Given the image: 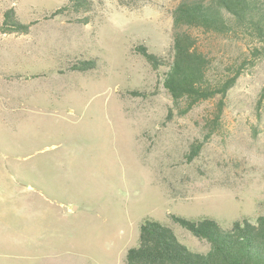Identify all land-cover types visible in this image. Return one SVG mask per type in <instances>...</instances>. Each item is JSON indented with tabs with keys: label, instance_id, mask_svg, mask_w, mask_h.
<instances>
[{
	"label": "rangeland",
	"instance_id": "374dc122",
	"mask_svg": "<svg viewBox=\"0 0 264 264\" xmlns=\"http://www.w3.org/2000/svg\"><path fill=\"white\" fill-rule=\"evenodd\" d=\"M65 1L0 0V17L12 7L34 22L26 34L0 33V264H125L146 216L205 251L170 214L229 225L264 213V60L237 79L214 121L218 97L184 111L163 87L166 67L133 51L170 59L179 0H91L87 24L48 17ZM195 33L220 62L247 51ZM82 58L95 68L67 69Z\"/></svg>",
	"mask_w": 264,
	"mask_h": 264
},
{
	"label": "trees",
	"instance_id": "16d2710c",
	"mask_svg": "<svg viewBox=\"0 0 264 264\" xmlns=\"http://www.w3.org/2000/svg\"><path fill=\"white\" fill-rule=\"evenodd\" d=\"M90 13L91 0H66L48 17L69 15L74 22L87 24ZM171 16L169 60L142 44L133 51L153 69L166 67L163 87L174 102L184 101V111L218 97L216 121L228 90L247 69L264 60V0H179ZM33 23L21 22L10 7L1 14L0 33L26 34ZM195 31L242 42L247 51L220 62L199 45ZM95 66V58H82L71 61L67 69L87 72ZM128 93L144 95L136 90ZM263 107L264 83L256 98V109ZM201 146L202 141L191 143L185 159H194ZM169 218L196 239L204 240L207 250L190 249L177 239L170 224L146 216L139 224L136 245L126 250L125 264H264V213L233 220L229 225L205 215L192 219L170 214Z\"/></svg>",
	"mask_w": 264,
	"mask_h": 264
}]
</instances>
